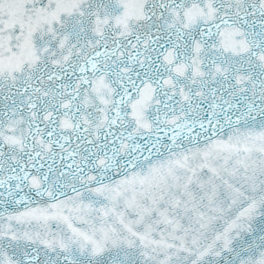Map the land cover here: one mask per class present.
<instances>
[{"label": "snow or ice", "instance_id": "obj_1", "mask_svg": "<svg viewBox=\"0 0 264 264\" xmlns=\"http://www.w3.org/2000/svg\"><path fill=\"white\" fill-rule=\"evenodd\" d=\"M0 264H264V0H0Z\"/></svg>", "mask_w": 264, "mask_h": 264}]
</instances>
